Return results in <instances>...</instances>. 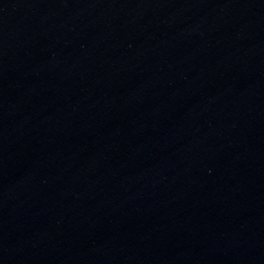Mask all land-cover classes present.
<instances>
[{
	"label": "water",
	"instance_id": "water-1",
	"mask_svg": "<svg viewBox=\"0 0 264 264\" xmlns=\"http://www.w3.org/2000/svg\"><path fill=\"white\" fill-rule=\"evenodd\" d=\"M0 264H264V0H0Z\"/></svg>",
	"mask_w": 264,
	"mask_h": 264
}]
</instances>
